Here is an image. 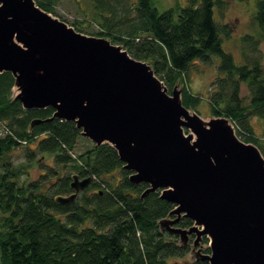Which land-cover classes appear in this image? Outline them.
Here are the masks:
<instances>
[{"label": "trees", "instance_id": "16d2710c", "mask_svg": "<svg viewBox=\"0 0 264 264\" xmlns=\"http://www.w3.org/2000/svg\"><path fill=\"white\" fill-rule=\"evenodd\" d=\"M36 1L52 12L51 2ZM90 1L100 26L96 35L149 64L169 92L182 86V104L188 109L198 112L202 103L190 90L191 67L219 58V77L209 96L211 114L228 119L242 141L264 156L263 68L259 58L238 64L224 51L226 29L214 17L222 0H188L186 6L163 12L152 0ZM255 21L264 36V0L257 2ZM73 26L84 31L77 22ZM244 84L249 97L241 94ZM14 87L13 75L0 73V264H209L200 258L185 261L190 245L179 244V235L160 228L175 206L159 190L143 196L148 184L130 180L132 172L112 145H93L75 155L82 137L76 123L53 117L52 107L24 109ZM255 118L262 123L261 135L255 132ZM21 147L28 163L52 157L37 180L21 181L24 167L11 160ZM74 175L92 182L72 203H58L59 197L74 194ZM175 226L189 229L193 221L182 217ZM204 253H210L209 247Z\"/></svg>", "mask_w": 264, "mask_h": 264}, {"label": "water", "instance_id": "95a60500", "mask_svg": "<svg viewBox=\"0 0 264 264\" xmlns=\"http://www.w3.org/2000/svg\"><path fill=\"white\" fill-rule=\"evenodd\" d=\"M15 78L24 109L55 110L82 136L112 145L143 196L160 191L177 217L167 228L184 244L209 239V264H264V157L229 120L207 124L169 94L149 64L104 38L88 37L37 7L0 0V73ZM190 130L191 133H186ZM92 182L73 176L70 204ZM186 217L191 228H174ZM168 225V224H167Z\"/></svg>", "mask_w": 264, "mask_h": 264}, {"label": "rangeland", "instance_id": "374dc122", "mask_svg": "<svg viewBox=\"0 0 264 264\" xmlns=\"http://www.w3.org/2000/svg\"><path fill=\"white\" fill-rule=\"evenodd\" d=\"M45 2H51L50 6L53 9L52 12H47L42 9L36 0L34 3L37 7L49 13L54 19L66 23L69 27L73 26L76 22L79 27L83 28V32H79L88 37L104 38L110 41L112 39L108 37L96 35L100 31V26L94 21L95 9L90 0H43ZM137 1V0H135ZM155 6L160 12L179 6L188 5V0H152ZM221 5H215L214 17L215 20L226 29V34L222 36V46L224 51L231 53L234 56L236 63L245 64L250 63L255 58H259L261 66L264 72V36L255 21V15L257 13L258 0H222ZM134 0H131L133 3ZM248 36H252L253 39H247ZM257 42V50L254 51V43ZM116 45V44H114ZM122 46V45H120ZM123 47V46H122ZM124 48V47H123ZM126 50V49H125ZM219 58H212L209 62H196L189 72V84L190 90L193 93L198 94L202 98V103L199 107V111L191 110V113L198 114L201 119L207 124L214 116L211 114V107L209 104V96L212 91L215 90V83L219 77L218 65ZM152 68V67H151ZM182 86H176L174 90L181 92ZM14 96L18 93V88L13 89ZM172 94V92H168ZM241 94L243 97H249V91L247 86L242 85ZM223 118V117H222ZM232 126L235 135L242 141V138L238 136L235 126L229 122ZM253 125L255 132L258 135L262 134V123L258 119H253ZM186 133H191L190 130H186ZM251 144V143H248ZM95 145L89 138L82 136L78 140V144L74 154L82 153ZM254 145V144H253ZM264 157V156H263ZM40 158V157H39ZM11 160L16 165L23 166L24 173L21 175L22 180H37L41 174L45 173L46 164L52 165V157L43 156L38 161L27 162L26 151L24 148H19L11 153ZM37 160V159H36ZM26 172L29 174L27 175ZM65 173L73 174L74 171L67 169ZM177 217H167L160 223V228H168L169 223L174 221ZM168 224V225H167ZM177 228L175 225L172 226ZM188 230V229H187ZM207 238L202 236L200 239L196 234H189L184 244L190 245L191 253L185 257L186 262H193L198 259L199 254H205L204 250L209 247V244L204 242ZM181 242V238L179 244ZM182 243V242H181Z\"/></svg>", "mask_w": 264, "mask_h": 264}]
</instances>
